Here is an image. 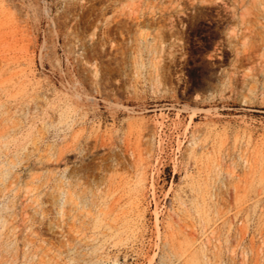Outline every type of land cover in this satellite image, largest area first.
I'll use <instances>...</instances> for the list:
<instances>
[{
  "label": "rangeland",
  "instance_id": "rangeland-1",
  "mask_svg": "<svg viewBox=\"0 0 264 264\" xmlns=\"http://www.w3.org/2000/svg\"><path fill=\"white\" fill-rule=\"evenodd\" d=\"M136 1L0 0V264H264V0Z\"/></svg>",
  "mask_w": 264,
  "mask_h": 264
},
{
  "label": "bare ground",
  "instance_id": "bare-ground-1",
  "mask_svg": "<svg viewBox=\"0 0 264 264\" xmlns=\"http://www.w3.org/2000/svg\"><path fill=\"white\" fill-rule=\"evenodd\" d=\"M142 1H143V0H142ZM150 1H151V0H150ZM176 1H177V0H176ZM189 1H190V0H189ZM193 1H194V0H193ZM202 1H205V0H202ZM136 2H138V0H137ZM155 2H156V1H155ZM155 2H154V3H155ZM168 2H169V1H168ZM170 2H171V1H170ZM245 2H246V1H245ZM134 3H135V2H134ZM203 3H204V2H203ZM248 3H249V2H248ZM253 4H254V2H253ZM256 4H257V2H256ZM134 5H135V4H134ZM144 6H145V5H144ZM164 6H165V5H164ZM214 6H215V5H214ZM241 6L243 7V5H241ZM247 6H248V5H247ZM135 7H136V6H135ZM145 7H146V6H145ZM145 7H144V8H145ZM151 7H152V5H151ZM172 7H173V6H172ZM180 7H181V6H180ZM252 7H253V6H252ZM155 8H156V7H155ZM248 8H249V7H248ZM136 9H137V8H136ZM138 9H139V8H138ZM138 9H137V10H138ZM146 9H147V8H146ZM165 9H166V7H165ZM242 10H243V9H242ZM245 10H247V9H245ZM135 12H136V11H135ZM135 12H134V13H135ZM244 12H245V11H244ZM244 12H243V13H244ZM140 13H142V12H140ZM247 13H248V12H247ZM248 15H249V13H248ZM184 16H185V15H184ZM243 17H244V16H243ZM137 18H138V17H137ZM141 18H142V17H141ZM160 18H161V17H160ZM240 18H242V17H240ZM138 20H139V19H138ZM138 22H139V21H138ZM138 24H139V23H138ZM156 34H157V33H156ZM157 36H158V35H157ZM217 56H218V55H217ZM211 58H212V57H211ZM215 58H216V57H215ZM222 60H223V59H222Z\"/></svg>",
  "mask_w": 264,
  "mask_h": 264
}]
</instances>
